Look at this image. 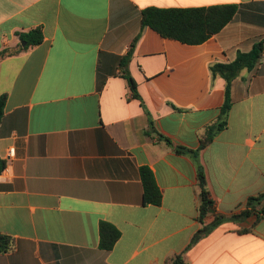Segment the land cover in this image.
Here are the masks:
<instances>
[{"label": "crops", "instance_id": "0c3cea01", "mask_svg": "<svg viewBox=\"0 0 264 264\" xmlns=\"http://www.w3.org/2000/svg\"><path fill=\"white\" fill-rule=\"evenodd\" d=\"M220 5L237 13L200 45L141 26L147 8ZM35 29L42 43L24 49ZM259 42L264 0H0V234L15 243L0 264H264V213L242 216L264 193V52L233 81L227 127L198 155L175 150H198L220 120L226 81L211 66ZM200 167L205 224L222 219L193 242ZM142 168L159 206L143 204ZM102 222L121 233L110 251Z\"/></svg>", "mask_w": 264, "mask_h": 264}, {"label": "trees", "instance_id": "16d2710c", "mask_svg": "<svg viewBox=\"0 0 264 264\" xmlns=\"http://www.w3.org/2000/svg\"><path fill=\"white\" fill-rule=\"evenodd\" d=\"M237 10L238 7L236 5L170 9L151 7L142 11L141 26L142 28H150L164 39L174 40L188 45H200L224 29V27L234 19ZM20 37L21 40L26 43L24 49L37 46L41 44L44 39L41 29H35L26 34H21ZM137 41L138 38L133 41L129 56H131ZM263 52L264 44L263 42H259L253 46L250 52L239 53L233 62L218 63L211 66L213 77L221 76L226 81L225 102L221 109L220 120L218 123L207 128L206 135L201 139L198 150L176 147L175 150L177 153L198 155L199 151L208 147L217 134L227 127L229 114L232 108L231 90L233 81L243 70H253L262 59ZM4 55L5 54H3L2 57ZM124 79L127 81L130 91L132 92V97L138 98L137 84L128 70L124 72ZM5 103L6 97H0V121ZM151 129H153L152 122ZM160 138L164 140L167 145L172 146V143L168 139L163 136H160ZM141 177L144 189L143 204L159 206L162 203V194L156 184L153 173L148 168H142ZM197 180L201 190L198 219L202 224V228L193 237V242L198 240L202 235L208 233L209 230L219 224L222 219L220 217H215L211 224H205L206 218L213 210L214 203L207 189V181L202 167L198 170ZM263 204L264 193L249 198L246 203V210L243 211L242 216H248L252 211L258 216L263 214L264 206L258 210V207ZM99 235L100 249L110 251L120 239L121 233L114 225L102 222L99 227ZM14 247L15 243L11 237L0 234V254L10 252ZM171 264L185 263L181 257H177Z\"/></svg>", "mask_w": 264, "mask_h": 264}, {"label": "water", "instance_id": "95a60500", "mask_svg": "<svg viewBox=\"0 0 264 264\" xmlns=\"http://www.w3.org/2000/svg\"><path fill=\"white\" fill-rule=\"evenodd\" d=\"M22 44H23V46H24V45H26V43H25V42H22Z\"/></svg>", "mask_w": 264, "mask_h": 264}, {"label": "built area", "instance_id": "2783aa9c", "mask_svg": "<svg viewBox=\"0 0 264 264\" xmlns=\"http://www.w3.org/2000/svg\"><path fill=\"white\" fill-rule=\"evenodd\" d=\"M12 154H13V151L10 152V155H12Z\"/></svg>", "mask_w": 264, "mask_h": 264}]
</instances>
